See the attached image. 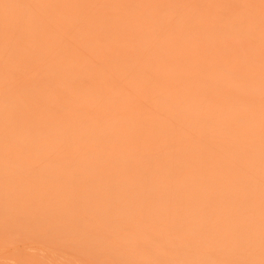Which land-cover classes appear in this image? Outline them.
<instances>
[{
	"label": "bare ground",
	"instance_id": "obj_1",
	"mask_svg": "<svg viewBox=\"0 0 264 264\" xmlns=\"http://www.w3.org/2000/svg\"><path fill=\"white\" fill-rule=\"evenodd\" d=\"M0 264H264V0H0Z\"/></svg>",
	"mask_w": 264,
	"mask_h": 264
}]
</instances>
